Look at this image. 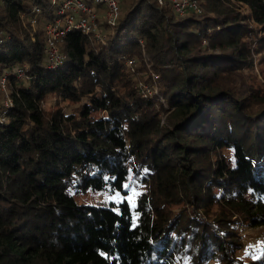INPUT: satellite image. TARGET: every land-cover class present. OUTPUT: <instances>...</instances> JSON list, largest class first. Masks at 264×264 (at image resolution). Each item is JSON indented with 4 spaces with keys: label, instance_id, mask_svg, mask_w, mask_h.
<instances>
[{
    "label": "trees",
    "instance_id": "16d2710c",
    "mask_svg": "<svg viewBox=\"0 0 264 264\" xmlns=\"http://www.w3.org/2000/svg\"><path fill=\"white\" fill-rule=\"evenodd\" d=\"M197 3L119 0L48 67L57 5L0 0V264H264V0Z\"/></svg>",
    "mask_w": 264,
    "mask_h": 264
},
{
    "label": "built area",
    "instance_id": "2783aa9c",
    "mask_svg": "<svg viewBox=\"0 0 264 264\" xmlns=\"http://www.w3.org/2000/svg\"><path fill=\"white\" fill-rule=\"evenodd\" d=\"M158 1L161 3L164 0ZM168 1H170L174 10L180 15H184L189 10L200 11L197 0ZM51 2L57 5L58 10L54 20L45 26L44 52L48 67H57L64 61L65 54L59 50L57 43L59 38L69 29L78 28L85 33H92L95 35V38L103 42L104 36L101 24L105 23L113 26L120 14L119 0H93L95 4H103L104 17L91 4H87L84 0H51ZM100 17H103V19L101 20ZM14 74L16 76H23V68L16 67ZM5 78V74L1 76L0 87H5ZM5 104V109L10 106L11 99L9 97L5 101Z\"/></svg>",
    "mask_w": 264,
    "mask_h": 264
},
{
    "label": "rangeland",
    "instance_id": "374dc122",
    "mask_svg": "<svg viewBox=\"0 0 264 264\" xmlns=\"http://www.w3.org/2000/svg\"><path fill=\"white\" fill-rule=\"evenodd\" d=\"M92 7L96 8V5L92 3ZM245 9V6L242 7V10ZM104 10L100 12V15L104 17ZM102 17V19H103ZM103 32V30H102ZM93 36L95 37V35L93 34ZM58 45V43H57ZM59 48V45H58ZM60 50V49H59ZM61 51V50H60ZM63 53V52H62ZM128 65H130L128 63ZM153 77L157 78L156 74L153 75ZM149 84L148 83H141V89L142 91H145L147 94L151 93V89L149 88ZM8 98V90L7 87H0V107L1 105L3 106V108H5L6 104L5 101H7ZM164 104H166V101L163 100ZM2 117H0V120ZM130 194L132 196L133 192L131 191ZM132 196L128 197V200H132ZM121 196L118 192H115L109 196H107L106 194H98V193H93L90 196L88 195V197H86V199H93V200H97V199H101L105 202H108L109 200H114V201H118L120 200ZM239 231L240 233L243 234V242H244V246L243 248L239 251V255L242 256L244 259H248V258H253L255 256H257V253L260 250V246L262 244V242H264V225L262 226H256V227H248L246 224H242L241 226L239 225Z\"/></svg>",
    "mask_w": 264,
    "mask_h": 264
},
{
    "label": "snow or ice",
    "instance_id": "6c2138e0",
    "mask_svg": "<svg viewBox=\"0 0 264 264\" xmlns=\"http://www.w3.org/2000/svg\"><path fill=\"white\" fill-rule=\"evenodd\" d=\"M113 179H115V178H113ZM131 179H132L131 177H128L129 181H131ZM129 187H130V183H122L121 184V188H123L124 190L129 189ZM133 192H134V190H133ZM134 195H135V192H134ZM125 199H127V197ZM133 206H134V201H133Z\"/></svg>",
    "mask_w": 264,
    "mask_h": 264
}]
</instances>
